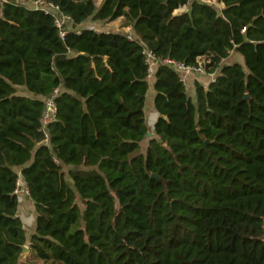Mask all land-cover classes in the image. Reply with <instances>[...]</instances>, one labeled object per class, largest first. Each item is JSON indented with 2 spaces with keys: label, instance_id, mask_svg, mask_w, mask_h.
<instances>
[{
  "label": "trees",
  "instance_id": "1",
  "mask_svg": "<svg viewBox=\"0 0 264 264\" xmlns=\"http://www.w3.org/2000/svg\"><path fill=\"white\" fill-rule=\"evenodd\" d=\"M24 1L0 0V264H264V0H45L63 38ZM116 20L131 36L83 27ZM143 48L213 81L148 80Z\"/></svg>",
  "mask_w": 264,
  "mask_h": 264
},
{
  "label": "built area",
  "instance_id": "2",
  "mask_svg": "<svg viewBox=\"0 0 264 264\" xmlns=\"http://www.w3.org/2000/svg\"><path fill=\"white\" fill-rule=\"evenodd\" d=\"M199 4L204 5H218L217 0H194ZM31 8L35 10H40L45 14L51 15L54 19L55 26L59 29L60 37L63 38L66 34L64 29V24L69 21L68 17L63 16L58 6L47 2L45 0H35L30 3ZM131 39V37H130ZM142 55L144 56L145 63L147 65V79L151 80L154 71L158 66H166L176 72L179 75V80L184 86H188L189 79L192 75H207L206 74V64L207 60H198L196 65L189 66L183 62L176 61L170 58H160L157 57L151 50L147 48L142 49ZM213 81L214 75H208ZM58 89H55L50 96H48L44 101V112L42 116V130L46 132L48 125L52 124L56 120V107L55 99L58 95ZM16 194L21 193L19 189L15 191Z\"/></svg>",
  "mask_w": 264,
  "mask_h": 264
},
{
  "label": "rangeland",
  "instance_id": "3",
  "mask_svg": "<svg viewBox=\"0 0 264 264\" xmlns=\"http://www.w3.org/2000/svg\"><path fill=\"white\" fill-rule=\"evenodd\" d=\"M102 0H94L95 4L97 6H99V4L101 3ZM22 3H24L25 5L28 6V3L24 0H21ZM31 3V2H30ZM216 6V5H214ZM221 5H217V8H220ZM184 9H182L181 11H183ZM120 20H116L112 23H102V22H91L88 21L87 23L84 24V28L88 27V28H92L93 30L97 31V32H124L127 35L131 36V32L130 30H121L120 29ZM227 62H241V58L237 55H233L230 56V58L227 60ZM211 79V78H210ZM195 82V81H193ZM208 82V81H206ZM201 83V82H200ZM202 84V83H201ZM189 86H187V91L188 94H192L193 93V87H191L190 89L188 88ZM18 93L20 94H26L25 91L23 89H18ZM153 87L150 88L149 93H148V97L146 99V105H145V114H146V122L149 128V132L153 134V125L155 123V120L157 118V116L155 115V112L153 110ZM147 140L145 139V141L142 144V149H144V146L147 145ZM66 181L70 184V180L68 178H66ZM18 189L19 191H21V193L19 194V198H20V202H19V216L25 226V229L28 233V235H30L34 229V218H35V213H34V209H33V205L31 203V201L29 200V198L27 197V190L26 187L24 185H22V183L20 181H18ZM29 257H26V261Z\"/></svg>",
  "mask_w": 264,
  "mask_h": 264
},
{
  "label": "water",
  "instance_id": "4",
  "mask_svg": "<svg viewBox=\"0 0 264 264\" xmlns=\"http://www.w3.org/2000/svg\"><path fill=\"white\" fill-rule=\"evenodd\" d=\"M182 9L177 10L174 15L178 16ZM245 99H247V96L245 97ZM152 136H153V134L148 132L147 134H145L144 139L151 138ZM206 144H207V142H205V145ZM152 178H155V177L152 176ZM28 254H29V247L27 245H24L22 247L21 253L17 259V264H24L26 262V257L28 256Z\"/></svg>",
  "mask_w": 264,
  "mask_h": 264
},
{
  "label": "crops",
  "instance_id": "5",
  "mask_svg": "<svg viewBox=\"0 0 264 264\" xmlns=\"http://www.w3.org/2000/svg\"><path fill=\"white\" fill-rule=\"evenodd\" d=\"M193 81L201 82L203 86L207 87V85L212 81V79H210V76L208 75H192V77L190 78V82L188 84L189 89L192 87Z\"/></svg>",
  "mask_w": 264,
  "mask_h": 264
}]
</instances>
